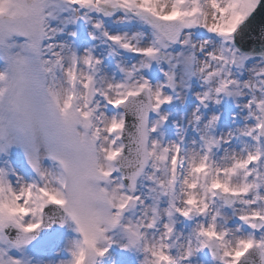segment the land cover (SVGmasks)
<instances>
[{"label":"snow or ice","instance_id":"obj_1","mask_svg":"<svg viewBox=\"0 0 264 264\" xmlns=\"http://www.w3.org/2000/svg\"><path fill=\"white\" fill-rule=\"evenodd\" d=\"M69 10L107 53L57 39ZM262 13L264 0H0V154L19 146L35 173L0 167V264H116L115 249L264 264ZM113 18L139 27L114 33ZM54 225L76 233L67 258L30 253Z\"/></svg>","mask_w":264,"mask_h":264},{"label":"rangeland","instance_id":"obj_2","mask_svg":"<svg viewBox=\"0 0 264 264\" xmlns=\"http://www.w3.org/2000/svg\"><path fill=\"white\" fill-rule=\"evenodd\" d=\"M61 7H66V5L61 4ZM74 14L69 10L61 15L59 20L53 21L54 25L57 27H67L63 35L57 36L58 40L68 42L73 45L78 51H83L86 48H93L95 51L107 53L109 51V45L104 43V37L97 32L96 35L98 39L93 40L90 36V32L94 31L90 24L86 25L84 21H80L78 24L71 23ZM67 17V20H65ZM106 27L112 32L126 31V30H135L139 27L136 21L130 23H115L114 18L105 21ZM75 31L77 35L73 37L70 35L71 32ZM18 41H23L24 38L17 37L15 38ZM120 56H111L106 60V63L109 64L112 68L115 67V62L120 60ZM3 65V61L0 60V66ZM226 109L231 111H239L232 107L231 102H227L225 105ZM179 111H183L180 109ZM179 115V112H177ZM229 124V112H225L224 121L222 127H226ZM171 134V130H169ZM45 165L50 164L49 160L44 161ZM0 167H14L17 171L22 173L25 177L31 178L35 176V173L31 171L30 166L27 163L24 150L19 146L13 147L8 150L6 154H0ZM76 236V233L70 227H66L60 234L54 237L52 240L42 245L41 247L35 249H29V252L33 255L39 257L44 255L45 259H60L61 257L67 258L68 253L66 251H59L65 248V245L68 241ZM16 255L17 253H13ZM116 255V264H136V258L131 253H124L115 249ZM106 264H112V261H106ZM205 264L207 260L205 259Z\"/></svg>","mask_w":264,"mask_h":264},{"label":"water","instance_id":"obj_3","mask_svg":"<svg viewBox=\"0 0 264 264\" xmlns=\"http://www.w3.org/2000/svg\"><path fill=\"white\" fill-rule=\"evenodd\" d=\"M262 15H264V13H262ZM60 229H61V227H59V226H57V225H54V226L52 227V229L46 231L45 234L42 235V237H41L40 239H38L36 242L33 243V245L37 244L38 242L43 241L45 238H48V237L54 235V234L57 233Z\"/></svg>","mask_w":264,"mask_h":264}]
</instances>
